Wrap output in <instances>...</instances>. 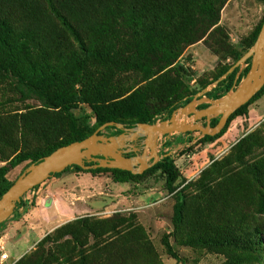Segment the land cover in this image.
<instances>
[{"label": "trees", "instance_id": "1", "mask_svg": "<svg viewBox=\"0 0 264 264\" xmlns=\"http://www.w3.org/2000/svg\"><path fill=\"white\" fill-rule=\"evenodd\" d=\"M228 1L0 0V79H13L22 97H36L46 110L65 115L60 124L39 121L38 111L22 115L21 127L16 128L20 138L30 133L38 136L41 130L49 132L50 126L55 134L46 136L49 141L41 149L24 152L18 150V137L11 133L14 127L11 117H0V161L5 162L0 166V198L15 181L9 178V173L24 162H29L28 168L56 149L91 136L107 122L126 126L154 124L159 119L168 120L176 109L190 103L208 84L201 90L191 89L181 77L184 67L178 66V61L188 47L203 41L214 54L231 56L234 62L216 70L213 81L226 74L253 47L264 23L263 18L251 36L244 40L242 49L231 45L230 35L220 24L221 11ZM212 40L215 46L210 42ZM250 67L251 59L242 71L237 67L206 95L213 99L221 98L224 95L221 91L227 94L232 90L235 82L238 85ZM129 73L139 76V79L128 87L119 86L114 81L120 75ZM263 96L264 86L231 115L221 133L202 136V145L222 137L232 121L246 115L252 103ZM86 106L92 114H76L77 109H85ZM205 106L202 104L201 108ZM218 121L219 118L212 119V125ZM15 122L17 124L18 120ZM106 130L115 134L121 132L115 126ZM232 156L242 169L231 168L232 162L226 160L213 162L216 163L214 167L208 169L199 181L202 195L220 187L224 183L221 180L227 179L232 170L252 175L249 186L257 193L248 195L246 199L224 198L222 212H214L213 216L210 213L194 217L188 215L185 189L189 186L180 188L176 185L180 173L171 154L164 155L143 174L109 168L84 170L78 166H69L64 171L75 167L78 171L93 174L110 172L115 182L141 184L143 178L160 170L166 177V190L175 199L173 232L170 233L178 242L193 249H207L219 254L225 258L222 264H264V223L258 216L264 214L262 131H254L241 138ZM211 176H214L215 183L207 181L212 179ZM240 204L245 206L246 212ZM15 212H29L24 198ZM10 220L1 224L0 232ZM91 220L88 216L79 217L57 228L52 235L48 234L41 240L36 257L24 256L13 264H41L45 254L43 247L47 243H57L68 234L77 237L85 229L96 238L113 234L116 239L110 241L112 247L129 236L138 237V241L131 238L129 249L124 250L126 261L141 264L139 260L146 256L145 262L162 264L142 227L132 231L125 227L126 230L120 231L119 228L125 225L124 218L120 216L93 223ZM99 223H103L105 228L101 235L96 233ZM189 226L192 231H188ZM165 242L177 263L187 264V259L177 253L168 237ZM105 245L90 249L97 254L103 251ZM111 259L114 260L106 264H118L114 255ZM70 262L71 254L68 257ZM86 262L87 257L82 264Z\"/></svg>", "mask_w": 264, "mask_h": 264}, {"label": "rangeland", "instance_id": "2", "mask_svg": "<svg viewBox=\"0 0 264 264\" xmlns=\"http://www.w3.org/2000/svg\"><path fill=\"white\" fill-rule=\"evenodd\" d=\"M263 18L264 0H229L221 11L220 24L230 35V44L236 48L242 49L244 47V40H247L248 37L251 36ZM210 42L213 44V40ZM233 62L234 59L231 56L225 55L223 57L222 55H216L207 44L200 41L186 49L178 61V66L184 67V71L181 72V77L185 79L186 85L191 89L201 90L205 84H208L207 87H209L214 83L213 78L215 77L216 70L219 71L221 66ZM117 79L118 80H114L117 82V85L128 87L133 84L136 79H139V76L136 77L135 74L129 73L127 75H120ZM222 94L225 95L224 90L221 91V95ZM84 108L85 109H77L75 111L76 114H92L90 108L87 106ZM35 111H38V120H46L47 123L52 121L60 124L65 117L63 113L46 110L43 103L36 97H22L13 79H0V117H11V121L13 122L12 125L14 126L12 127L11 133L14 134L15 137H18V150L22 152L39 147L41 149L46 146L49 141L46 136L55 135L51 126L48 128L50 130L49 132L44 133L41 130L38 136L30 133L28 136L20 138L17 135L16 128L21 127V116ZM159 117L160 116H158L157 119ZM16 120H18L17 124L15 122ZM259 130H261L264 135V96L252 103L246 115L236 117L232 121L227 132L212 143L202 145L200 132H192L191 134L175 133L169 136L168 139L163 136L161 137V154L165 155L166 153H170L180 173V178L176 185L180 188L186 185L189 186H186L187 189H185V194L187 196V213L190 217H194L196 214L204 216L208 213L213 216L214 212H222V201H224V198L246 199L248 195L252 196L257 193L252 186H249L252 175L248 172L243 175L239 171L236 173L232 170L227 176V179L221 180L224 181V183L220 187L204 195H202L203 191L199 181L208 169L214 167L216 163L213 162L215 161L226 160L232 162L231 168L237 170L242 169V165L233 160L234 156H232V151L241 138ZM103 133H108V130H105ZM190 140H192L191 143ZM185 142H187V144H185ZM259 152L260 151L257 153L259 154ZM247 158L251 157L248 156ZM28 163L29 162H24L13 169L8 175L9 178L11 180H16L27 169ZM63 175L58 178L63 177ZM81 175H83V172L73 167L65 173L66 178L61 180L64 182H61L59 186L67 188L71 193L81 195L82 197H79L78 200L87 207L90 200H86V198L83 199V191H87L88 189L92 191L96 190L90 181L81 184L77 179L74 180V176ZM69 176H71L72 179L68 181L66 179H68ZM211 177L212 179L209 180H207L208 177H206L205 181L207 180L211 181V183H215V180H213L214 176ZM165 178V175L158 170L148 177L143 178V183L141 182V184L128 183V188L126 191L122 192L123 195L121 197L123 201L118 198V200L113 202L114 205H112V203L110 204L109 208H106V202H110L111 199L106 198L104 194H96L93 197L97 199L100 197L103 199L105 202L103 206H98L97 210L90 213H88L89 211L79 212L77 216H88L93 219L91 220L92 223L94 221L107 220L112 217L120 216L124 218L123 223L125 222L124 227L119 228L120 231L126 230L125 227H127L129 231L138 229V226L142 227L147 234V239L151 244L152 250L156 252V257L162 264H178L165 244L166 237H168L171 245L175 247L177 253L181 257L187 259V264H222L225 260L223 256L207 249H193L187 247L185 244L178 242L175 236L170 233L173 232L172 219L175 199L166 190ZM236 183H239V185H234ZM47 185L48 184H46V186ZM125 185L127 184L118 183L115 187L125 188L127 187ZM99 190L101 191L102 188ZM55 194H57V192ZM31 195L33 194L26 196L24 200L26 208L31 212L25 214L15 212L14 217H11L6 228L0 232V264H7V261L1 260V252L8 253V259L14 257V263L24 256L36 257L35 252L38 250V247H40L39 243L43 239L38 240L39 236L44 234L52 235L57 228L77 219L66 221L68 218L60 216L54 218L52 224L49 226L48 224L46 225L44 218L46 217L47 220L48 214L51 213L54 215L56 210V208H54V210L52 209L54 206V195L51 191H47L46 194L40 198L39 203H34L33 201H36L37 198L36 196L32 198ZM72 196L74 198L70 199L76 202L77 197L75 198L74 195ZM93 197H91L92 202ZM101 199L94 202L99 204ZM240 205V208L246 212L245 206H242V204ZM45 206L46 209H49L43 211ZM249 210L251 211V206ZM258 216L262 217V222L264 223V214ZM38 218L43 228L38 227L40 228L38 231H33L37 226L35 227L32 223L37 221ZM104 230L103 223L96 225V233H100L101 235L104 233ZM192 230V227L189 226L188 231ZM129 237V240L127 238L125 241H121L118 245L112 247L110 246V241L116 239L113 234L101 235L99 238H96L93 233L88 232L86 229L84 232L82 230L81 235L77 237L68 234L59 240V242L47 243L43 247L45 249V254L41 264H82V262H85L86 257L87 264H106L110 260H114L111 259L113 255L118 264H129V261H126V257H123L124 250L126 248L129 249L128 244H131L130 240L133 238L132 236ZM133 239L138 241V237ZM105 240H108V242L104 243ZM104 244L106 245L100 253L94 254V250L90 249V247H100ZM70 254L71 262L68 263ZM83 257H85V259H83ZM145 258L146 256L139 260L141 264H151L150 262H145L147 260V258ZM132 262L133 261H131V263Z\"/></svg>", "mask_w": 264, "mask_h": 264}, {"label": "water", "instance_id": "3", "mask_svg": "<svg viewBox=\"0 0 264 264\" xmlns=\"http://www.w3.org/2000/svg\"><path fill=\"white\" fill-rule=\"evenodd\" d=\"M251 59V67L240 83L227 94L218 99L206 94L218 83L232 73L237 67L242 71ZM240 73H238L239 75ZM264 86V23L253 47L249 49L230 70L214 81L212 85L194 96L187 105L176 109L168 120H158L154 124L138 123L133 128L125 124L107 122L101 125L91 136L75 141L56 149L37 163H32L0 198V229L13 216L18 203L24 196L41 185L55 174L61 173L69 166H78L84 170L97 168L121 169L133 174H143L157 164L161 156L158 153V142L162 136L175 133L200 132L201 136H216L226 127L229 118L242 106L247 104ZM202 104L207 107L198 109ZM220 117L215 126H211L214 118ZM206 119V125L201 120ZM111 126L122 130L119 135L107 136L103 132ZM144 138L146 145L142 155L127 157L125 148L130 142ZM139 151V149H134ZM154 160L150 163V160ZM94 162L91 165L87 164ZM14 257L7 264L14 263Z\"/></svg>", "mask_w": 264, "mask_h": 264}, {"label": "crops", "instance_id": "4", "mask_svg": "<svg viewBox=\"0 0 264 264\" xmlns=\"http://www.w3.org/2000/svg\"><path fill=\"white\" fill-rule=\"evenodd\" d=\"M4 164H5V162L0 161V166H2ZM63 173H64V175H63ZM65 173H67V171L58 173L56 176H53L52 178L48 179L47 181L42 183L40 186L32 189L31 191H29L25 195V198H26V196H30V194H33V195H31L32 198H34L35 196L37 198V200L33 201V202L39 203L40 198H42L43 195L46 194L47 191H49V192L51 191V193H53V195H54L53 196L54 206L52 209L54 210V208H56L55 213H54V215L49 213L47 220H46V217L45 218L43 217L46 221V225L48 224V226L50 224H52V221L56 217L61 216L64 218H68V219H66V221H70V220H73L75 218L83 216V215L77 216V214H79V212H82V211L88 212L89 211L88 213H90L94 210H97L98 206H100V205L103 206V204L105 203L104 200L101 199L99 196H98L99 199L93 197L96 194L98 195L99 193L104 194L106 198L111 199L110 202H108V203L106 202V205H107L106 208H109L110 204L112 203V205H114L113 202L118 200V198H119V200L123 201V198L121 197L123 195L122 192L126 191V189L128 188V183H122V184H127V185H125V186H127L125 188H119L118 186L115 187V185L118 184V182L114 181V177H113L112 173H110V172H102V173H97V174H93L91 172H83V175H81V176H74V180L77 179L81 184H85V183L90 181V183H92L93 186L95 187L96 191H94V190L92 191L91 189L90 190L88 189L87 191H83V193H84L83 199L86 198V200L87 199L90 200L87 204V207H86L84 203H80V201L78 200L79 197H82L81 195L71 193V191H68L67 188H63V187L59 186L61 182H64L61 180L66 178ZM61 175H63V177H60L61 179L58 178ZM71 179H72V177L69 176L68 179H66V180L69 181ZM107 182H109V183H107ZM46 184H48V185L46 186ZM43 188H44V190H43ZM100 188H102L101 191L99 190ZM114 189L117 191H115ZM56 192H57V194H55ZM72 195H74L75 198L77 197L76 202L74 200L70 199V198H74ZM91 197H93L92 198L93 202L91 201ZM25 198H24V200H25ZM100 199H101V201L99 202V204H96L94 202V201L100 200ZM47 209H49V208H47ZM47 209L45 206L43 211H46ZM29 212H31V211H29ZM44 216H45V214H44ZM37 221L32 223L35 227L37 226L36 229H33V231H35V230L38 231L40 228H43L42 227L43 225H42L39 218L37 219ZM38 227H40V228H38ZM45 235L46 234L39 236L38 240H41L42 238H44Z\"/></svg>", "mask_w": 264, "mask_h": 264}, {"label": "flooded vegetation", "instance_id": "5", "mask_svg": "<svg viewBox=\"0 0 264 264\" xmlns=\"http://www.w3.org/2000/svg\"><path fill=\"white\" fill-rule=\"evenodd\" d=\"M209 104H206V106L205 107H207ZM202 108H204V107H202ZM198 109H201V105L200 106H198ZM217 118H219L220 119V117H217ZM215 119V118H214ZM201 122H202V124H204V125H206V119H202L201 120ZM211 126H215V125H212V121H211ZM133 127H135V126H127V128H133ZM123 131L121 130V132L120 133H122ZM120 133H117V134H115V133H111V132H108V133H106L105 135H107V136H111V135H119ZM163 137H165L166 139H168V136L167 135H165V136H163ZM202 136H200V138H201ZM143 140H144V138H140V139H138V140H135V141H133V142H130L129 143V146L127 147V148H125L124 149V151H127L126 153H124V155L125 156H127V157H132V156H136V155H142L143 154V151H144V148H145V144L143 143ZM166 142H167V140H166ZM162 145L160 144V140H159V142H158V153H159V155L161 156V159L164 157V155H162L161 154V149H160V147H161ZM139 149V151H134V149ZM167 154H170V153H166L165 155H167ZM160 159V160H161ZM154 160V158L153 159H151L150 160V163L152 162ZM94 162H90V163H88L87 162V164H93ZM150 169V168H149ZM149 169H147V170H149ZM146 170V171H147ZM145 171V172H146Z\"/></svg>", "mask_w": 264, "mask_h": 264}, {"label": "built area", "instance_id": "6", "mask_svg": "<svg viewBox=\"0 0 264 264\" xmlns=\"http://www.w3.org/2000/svg\"><path fill=\"white\" fill-rule=\"evenodd\" d=\"M191 142H192V141H191ZM191 142H190V143H191ZM185 144H187V142H185ZM24 198H25V196H24ZM8 257H9L8 253L1 252V260H2V261H7V260H8Z\"/></svg>", "mask_w": 264, "mask_h": 264}]
</instances>
